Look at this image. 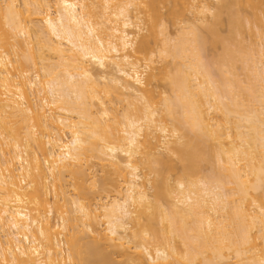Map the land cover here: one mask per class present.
I'll use <instances>...</instances> for the list:
<instances>
[{
    "label": "bare ground",
    "instance_id": "obj_1",
    "mask_svg": "<svg viewBox=\"0 0 264 264\" xmlns=\"http://www.w3.org/2000/svg\"><path fill=\"white\" fill-rule=\"evenodd\" d=\"M0 264H264V0H0Z\"/></svg>",
    "mask_w": 264,
    "mask_h": 264
},
{
    "label": "rangeland",
    "instance_id": "obj_2",
    "mask_svg": "<svg viewBox=\"0 0 264 264\" xmlns=\"http://www.w3.org/2000/svg\"><path fill=\"white\" fill-rule=\"evenodd\" d=\"M250 13H251V11H250Z\"/></svg>",
    "mask_w": 264,
    "mask_h": 264
}]
</instances>
